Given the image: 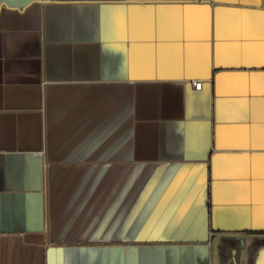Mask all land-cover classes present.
Listing matches in <instances>:
<instances>
[{"label":"crops","instance_id":"0c3cea01","mask_svg":"<svg viewBox=\"0 0 264 264\" xmlns=\"http://www.w3.org/2000/svg\"><path fill=\"white\" fill-rule=\"evenodd\" d=\"M0 264H264V0H0Z\"/></svg>","mask_w":264,"mask_h":264},{"label":"built area","instance_id":"2783aa9c","mask_svg":"<svg viewBox=\"0 0 264 264\" xmlns=\"http://www.w3.org/2000/svg\"><path fill=\"white\" fill-rule=\"evenodd\" d=\"M37 1H39V2H46V1H49V0H37ZM192 85H193V87H194L195 89H199L200 86H201V83H200V81H196V80H194V81L192 82Z\"/></svg>","mask_w":264,"mask_h":264}]
</instances>
